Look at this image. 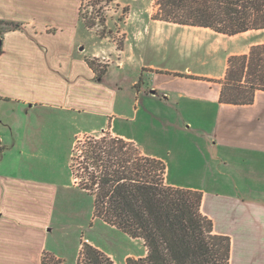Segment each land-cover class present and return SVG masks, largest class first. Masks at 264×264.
Returning <instances> with one entry per match:
<instances>
[{"label": "rangeland", "instance_id": "rangeland-1", "mask_svg": "<svg viewBox=\"0 0 264 264\" xmlns=\"http://www.w3.org/2000/svg\"><path fill=\"white\" fill-rule=\"evenodd\" d=\"M156 11L154 0H84V15L96 24L94 28H86L89 32L79 28L77 41L80 47L76 56L78 59L86 56L98 68H109L103 83L98 85L94 79L90 82L93 71L89 66L86 73L85 66L74 65L72 99L73 102L81 101L80 107L67 110L58 106L31 107L22 102L0 100V131L6 136L8 146L13 142L12 128L20 138L17 149L12 147L8 150V158L1 166H9L12 155L20 150L21 166L34 165L39 169V173L35 171L38 178L54 177L61 186L47 245L49 253L45 254L49 258L63 260V264H77L84 243L103 251L116 264H126L127 258L146 255L143 240L133 239L95 217L94 197L79 188V180L70 168L71 158L76 170L82 160L83 146L78 144V140L85 143L89 136L100 139L104 133L100 132L109 127L130 137L133 141L127 140L128 143L132 142V147L141 155L151 152L163 156L170 182L211 188L214 187L211 181L221 180L222 187L215 189L244 196L251 193L248 189L236 188L238 180L235 173L225 171L223 165L210 166L215 150L209 143V109L206 103L180 102L174 97L167 104L164 100L159 101L154 109V104L151 106L147 97L142 95L144 93L137 96L140 89L148 94L153 83L146 78L135 86L133 82L140 80L138 65L143 61L169 75L185 74L191 70L199 76H220L228 67L230 53L264 40V33L250 32L230 37L210 29L154 21L152 17ZM104 19L105 25L100 24ZM3 32L5 27L0 23V39ZM57 43L61 44V41ZM136 43L137 58L130 66V60L123 56L122 51H130ZM93 52H99V56L92 58ZM120 62H125L124 70L112 65ZM75 79H79L78 82ZM87 80L89 85L85 84ZM109 91L118 93L113 117L106 114ZM56 94L59 96L60 92ZM92 130L99 133L83 135L80 139L76 136ZM105 134L108 138L117 137L108 130ZM245 175L252 178L250 172H245ZM260 190L264 192V187Z\"/></svg>", "mask_w": 264, "mask_h": 264}, {"label": "crops", "instance_id": "crops-1", "mask_svg": "<svg viewBox=\"0 0 264 264\" xmlns=\"http://www.w3.org/2000/svg\"><path fill=\"white\" fill-rule=\"evenodd\" d=\"M81 3L82 0H0V23L5 27L0 39V100L22 102L31 107L58 106L66 110L80 107L81 101L73 102L72 88L74 65L85 66L88 72L85 54L84 59L76 56L80 47L77 41L79 28L88 31L80 20ZM14 11L17 12L12 14ZM6 22L19 23L21 29L10 30ZM260 44H264V40L252 42L248 48L232 52L229 57L248 54L252 46ZM122 52L131 66L137 58V43L130 51ZM91 56L96 58L99 52H93ZM120 63L112 65L124 70L125 62ZM138 69L141 71L139 79H149L153 88L148 94L140 89L137 96L144 93L147 102L151 106L154 104L152 108L155 109L159 101L167 104L174 97L180 102L206 103L209 143L215 150L210 166L223 165L225 171L235 173L238 180L235 187L248 189L251 193L244 196L215 189L222 187L221 180L211 181L214 183L211 188L180 186L170 182L167 174L166 182L203 193L202 213L212 220L215 234L228 236L231 240L230 264H264V192L260 190L264 187V91L256 94L251 105L222 104L219 103L221 84L218 81L224 78L227 67L220 76L212 77L199 76L191 70L183 74L189 77H176L145 61ZM93 79L94 73L91 83ZM138 82L134 81L133 85ZM85 84L90 83L87 80ZM108 95L106 114L113 117L118 93L109 91ZM107 130L119 138L133 141L125 134L117 133L114 127L100 133ZM98 133L92 130L76 136L80 139L83 135ZM11 135L13 142L8 146L6 136L0 131V264H42L44 254L49 253L47 245L61 186L54 177L38 178L35 171L39 169L34 165L21 166L20 150L12 155L9 166H1L8 158V150L12 147L16 150L20 141L13 128ZM144 153L165 160L160 154ZM245 172H250L252 178Z\"/></svg>", "mask_w": 264, "mask_h": 264}, {"label": "trees", "instance_id": "trees-1", "mask_svg": "<svg viewBox=\"0 0 264 264\" xmlns=\"http://www.w3.org/2000/svg\"><path fill=\"white\" fill-rule=\"evenodd\" d=\"M154 1L155 21L210 29L230 37L264 31V0ZM80 20L87 29L96 24L84 15V0ZM100 24L105 25V19ZM5 25L10 30L21 29L16 22ZM86 62L95 82L102 83L109 67L98 68L89 59ZM218 83L219 103L253 104L256 94L264 91V44L252 46L248 54L231 56L226 74ZM103 132L100 139L89 136L85 143L78 140L83 146L82 160L76 170L71 158L70 168L79 188L94 197L95 217L133 239L143 240L146 255L127 258L126 264H230L231 240L215 234L212 220L202 213L203 193L169 185L164 161L143 156L132 142L129 145L125 139L108 138ZM42 264H63V260L44 254ZM77 264L116 263L84 243Z\"/></svg>", "mask_w": 264, "mask_h": 264}, {"label": "water", "instance_id": "water-1", "mask_svg": "<svg viewBox=\"0 0 264 264\" xmlns=\"http://www.w3.org/2000/svg\"><path fill=\"white\" fill-rule=\"evenodd\" d=\"M1 43V42H0Z\"/></svg>", "mask_w": 264, "mask_h": 264}]
</instances>
